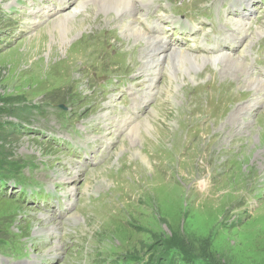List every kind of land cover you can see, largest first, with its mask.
<instances>
[{
    "label": "rangeland",
    "instance_id": "374dc122",
    "mask_svg": "<svg viewBox=\"0 0 264 264\" xmlns=\"http://www.w3.org/2000/svg\"><path fill=\"white\" fill-rule=\"evenodd\" d=\"M47 2L27 0L18 16L0 20V122L17 113L12 109L18 104V117L24 113L30 129L43 131L7 129L0 136V157L4 152L14 162L44 161L59 180L61 173L69 175L67 164L102 150V143L126 128L103 166L73 176L82 192L80 210L69 214L76 223L50 212L46 216L56 220L51 227L70 228L68 244L77 242L85 253L127 258L114 264H130L151 250L161 264H180L189 255L203 264H264V1H255L239 31L241 12L235 9L233 18L224 13L229 0H137L134 9L104 11L92 0H77L50 18ZM0 8V17L9 16L7 3ZM214 10L222 14L216 38ZM63 16L75 26L64 43L65 29L52 25ZM81 19L86 25L77 27ZM129 26L147 32L140 31L147 40L135 38ZM231 32L236 40L229 53L241 65L225 53H209L199 41L204 37L215 48ZM162 42L168 43L167 56L164 65L159 58V68L154 53ZM116 50L122 56L111 57ZM179 51L199 57L195 68H180ZM133 102L140 107L132 110ZM60 103L77 119L75 130L65 129L74 122L65 114L67 125L56 118L53 106ZM252 109L254 116L247 117ZM146 120L141 136L130 134ZM50 133L61 146L47 143ZM63 142L72 145L69 156L57 149H65ZM33 177L46 180L40 168ZM105 190L110 197L103 202L86 200ZM44 213L0 199V235L9 230L31 243L50 239L46 250L55 251L58 264H72L79 247L66 257L52 247L56 237L35 236ZM172 247L180 254L169 261Z\"/></svg>",
    "mask_w": 264,
    "mask_h": 264
},
{
    "label": "bare ground",
    "instance_id": "6f19581e",
    "mask_svg": "<svg viewBox=\"0 0 264 264\" xmlns=\"http://www.w3.org/2000/svg\"><path fill=\"white\" fill-rule=\"evenodd\" d=\"M92 1H94L93 3H95V5L94 6H96L97 7V9H105V10H107V8H114V9H121V8H126V7H128V6H130V8H133V6L132 5H134V3H136V1L137 0H92ZM139 1V0H138ZM139 3V2H138ZM236 5V4H235ZM136 6V5H135ZM129 8V7H128ZM134 9V8H133ZM101 11V10H100ZM104 11V10H103ZM109 11V10H108ZM70 13V12H69ZM68 14V13H67ZM67 17V16H66ZM66 17H64L63 16V18H58V19H56L54 22H52V25H53V28H57V27H60L61 29H65V31H66V33H67V37H63L62 39H61V42L62 43H64L65 42V40H67L68 39V34L74 29V25L72 24V23H70V21L69 20H67L66 19ZM74 18V17H73ZM248 18V17H247ZM134 24V23H133ZM247 24H249V23H247ZM75 25L78 27H83V26H85L86 24H85V21L84 20H77L76 21V23H75ZM135 26V25H134ZM134 26H129L130 27V30H132L133 32H135V33H137L138 34V36H136L135 38H138V39H145V40H147L146 39V37L145 36H142L141 35V32H142V34H146L143 30H138V28H135ZM249 26V25H248ZM125 27V26H124ZM126 28V27H125ZM128 28V27H127ZM129 29V28H128ZM128 29H126V30H128ZM131 31V32H132ZM141 31V32H140ZM36 36V35H35ZM151 36V35H150ZM158 37H160V36H158ZM150 39H152V38H150ZM149 39V40H150ZM160 39V38H159ZM154 43V42H153ZM162 43H165V42H162ZM155 46V45H154ZM159 46V45H158ZM165 47H168V44L165 46ZM171 48V47H170ZM180 53H181V51H179ZM176 54V53H175ZM179 54V53H178ZM171 55H174V54H171ZM177 55V54H176ZM175 55V56H176ZM225 55H227L228 56V59H230V58H232L235 62H237L238 64H242V63H240V61L235 57H232L231 55H230V53H225ZM166 56H167V51L165 52H161V55H160V53H158L157 55H156V60H155V62H154V64L156 65V66H158L159 65V58H162L161 59V62L166 58ZM170 56V55H169ZM179 56H181V62H180V64H179V66H180V68L181 69H183V71H184V69H185V71L187 70V68L188 67H190V66H194V65H196V64H198L199 63V57H197V56H194V54L192 55V53H189V52H183V53H181V54H179ZM172 57V59H173V56H171ZM170 57V58H171ZM203 58V57H202ZM201 58V59H202ZM221 58H222V56H221ZM175 59V58H174ZM177 59V58H176ZM212 59V58H211ZM224 59H226L225 57H224ZM232 59L230 60V61H232ZM178 60V59H177ZM208 60V59H207ZM213 60V59H212ZM219 60H220V58H219ZM223 60V59H222ZM170 61H172V60H170ZM204 61V60H203ZM221 61V60H220ZM225 61V60H224ZM223 61V62H224ZM228 61V60H227ZM222 62V61H221ZM202 63V62H201ZM206 63V62H205ZM208 63H209V61H208ZM162 64H163V62H162ZM171 64H172V62H171ZM216 64V63H215ZM236 64V63H235ZM164 65V64H163ZM169 65V64H168ZM174 66H175V64H173ZM172 65V66H173ZM203 65V64H202ZM231 65V64H230ZM239 65V66H240ZM173 66V67H174ZM197 66H199V65H197ZM232 66V65H231ZM233 66H234V64H233ZM243 66V65H242ZM159 67V66H158ZM165 67V66H164ZM172 67V68H173ZM244 67V66H243ZM160 68V67H159ZM193 68H195V67H193ZM192 68V69H193ZM198 68V67H197ZM196 68V69H197ZM218 68V67H217ZM246 68V67H245ZM153 69V68H152ZM176 69V68H175ZM190 69V68H189ZM201 69V68H200ZM234 69V68H233ZM157 70V69H156ZM170 70V69H169ZM194 70V69H193ZM153 71V70H152ZM155 71V70H154ZM153 71V72H154ZM177 71H179V68H178V70ZM181 71V70H180ZM182 71V72H183ZM189 71V70H188ZM188 71H187V73H188ZM242 71H243V69H242ZM158 72H160L159 70H158ZM195 72V71H194ZM172 73V72H171ZM246 73V72H245ZM153 74V73H152ZM188 75V74H187ZM175 76V75H174ZM175 78V77H174ZM173 78V79H174ZM191 78H193V77H191ZM191 78H189L190 80H191ZM175 80V79H174ZM180 80V79H179ZM176 81V80H175ZM193 81V80H192ZM252 82V81H251ZM178 83V82H177ZM257 83V82H256ZM182 84V83H181ZM249 84V83H248ZM252 84V83H251ZM254 86V85H253ZM154 112H155V110H154ZM128 120V119H127ZM131 121V120H130ZM143 122H145V125L144 126H142V124L141 123H139V124H137L136 123V125L131 129V133L130 134H133V135H140L139 133H141V130L146 126V124H147V120L146 121H143ZM142 122V123H143ZM128 123V122H127ZM130 123V122H129ZM132 123H135V122H132ZM152 126V125H151ZM129 127V126H128ZM256 129V128H255ZM254 128H253V131L255 130ZM147 133V132H146ZM148 134V133H147ZM132 136V135H131ZM141 136V135H140ZM137 138H139V137H137ZM76 173H79V172H76V171H73V172H71V174L72 175H75ZM61 175L62 176H64V175H66V173H61ZM104 181V180H103ZM83 192H85V191H83ZM86 193V192H85ZM69 220L70 221H73L74 223H76V221H74L73 219H71V215H69ZM37 222H39L40 223V225H38V224H35L34 225V233H35V235L37 236V237H48L49 236V234H50V232H49V227H51V225H53V224H55L56 223V220L52 217V216H45L42 220H38ZM52 237H55V236H52ZM55 245H58V244H55ZM177 263H179V262H177Z\"/></svg>",
    "mask_w": 264,
    "mask_h": 264
},
{
    "label": "trees",
    "instance_id": "16d2710c",
    "mask_svg": "<svg viewBox=\"0 0 264 264\" xmlns=\"http://www.w3.org/2000/svg\"><path fill=\"white\" fill-rule=\"evenodd\" d=\"M5 103V102H4ZM7 104H9V103H7ZM6 104V105H7ZM16 107V106H15ZM13 109H14V107H13ZM16 110H18L19 111V109L17 108ZM3 114V112L1 111V106H0V116ZM4 125V126H3ZM10 127H11V124H10ZM7 129L8 128H6V126H5V124H3L2 122H0V136L1 135H3V132L5 131V132H7L8 133V131H7ZM9 130V129H8ZM9 131H11V130H9ZM2 137V136H1ZM3 154H5V155H3ZM8 158V159H7ZM6 163V164H12L11 162H13L12 160H10V158H9V155L8 154H6V153H4V152H2V157H0V164L1 163ZM13 168L14 169H16V166H13ZM153 254V253H152ZM152 256H150V258H151ZM191 258H193V255H189L188 257H187V259H191ZM175 259V255H173L171 258H170V261H173Z\"/></svg>",
    "mask_w": 264,
    "mask_h": 264
}]
</instances>
